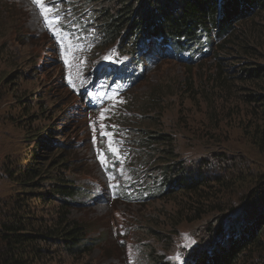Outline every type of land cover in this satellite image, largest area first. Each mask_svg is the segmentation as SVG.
<instances>
[{
    "label": "rangeland",
    "instance_id": "rangeland-1",
    "mask_svg": "<svg viewBox=\"0 0 264 264\" xmlns=\"http://www.w3.org/2000/svg\"><path fill=\"white\" fill-rule=\"evenodd\" d=\"M1 1L7 10L0 8L6 25L0 32V210L15 187L6 166L26 151L21 118L32 110L40 127L55 129L53 151L43 147L39 156L60 161L67 152L60 174L82 190L65 200L71 202V217L87 227L91 250L66 264H196L193 255L207 245L203 224L209 217L190 222L177 215V200L162 194L165 163L159 145L150 146L146 136L172 133L177 159L193 168L224 151L236 158L239 178L264 175V158L247 144L239 109L230 103L236 114L219 113L222 119L215 122L223 101L213 91L214 55L196 64L175 55L139 63L121 37L108 39L100 29L98 0H43L59 23L46 22L34 0ZM237 49L221 39L213 54L219 52L237 72L248 59ZM111 142L119 147V158L109 150ZM243 156L249 161L245 167L237 161ZM250 191L239 184L225 200L240 209ZM257 259L264 264V258Z\"/></svg>",
    "mask_w": 264,
    "mask_h": 264
},
{
    "label": "trees",
    "instance_id": "trees-1",
    "mask_svg": "<svg viewBox=\"0 0 264 264\" xmlns=\"http://www.w3.org/2000/svg\"><path fill=\"white\" fill-rule=\"evenodd\" d=\"M109 1L111 6H105L103 0L95 4L98 25L108 39L121 37L124 48L133 50L139 63L175 55L196 64L202 56L214 55L213 91L223 101L222 111L215 112V122L222 119L219 113L228 110L232 115L236 114L234 107L239 109L247 144L264 158V0ZM0 8L6 9L1 0ZM8 9L18 14L13 6ZM1 31L6 32V25L0 22ZM221 39L235 43L238 53L248 58L239 71L233 72L219 52L213 54ZM240 103L245 107L242 110ZM21 119L27 146L24 157H13L6 166L15 187L0 210V264H66L69 258L91 250L87 227L71 217V202L65 200L78 197L82 190L60 174L69 160L67 152L60 161L50 154L49 158L39 156L43 147L53 151L55 129L40 127L38 114L32 110H24ZM146 141L150 146L159 145L160 159L166 165L160 173L162 194L177 200V215L190 222L209 217L208 224H203L207 245L193 255L195 263L261 264L257 257L264 258V203L256 202L264 200L262 171L254 180L239 178L236 158L233 161L224 151L193 168L177 159L178 146L169 132L146 136ZM237 161L241 167L249 162L244 156ZM215 162L221 166L215 168ZM44 183H51L52 188ZM239 184L252 192L242 196L240 209L225 200Z\"/></svg>",
    "mask_w": 264,
    "mask_h": 264
},
{
    "label": "snow or ice",
    "instance_id": "snow-or-ice-1",
    "mask_svg": "<svg viewBox=\"0 0 264 264\" xmlns=\"http://www.w3.org/2000/svg\"><path fill=\"white\" fill-rule=\"evenodd\" d=\"M34 2L40 7L41 14L44 16L46 22L51 23L54 20L55 22L59 23V21H60L61 18L59 17L58 14L56 16H54V17H50V15H49L50 13H52L53 11H55L54 8H52V7H46L44 5V3H43V0H34ZM104 118L105 117L102 115L101 116V119H104ZM102 127H104V126H102ZM113 127H115V126L113 125ZM103 134L105 136H111V134L110 133H107V132H104ZM113 143H115V142H111L109 144V150L112 151L114 154H116L117 157L119 158V147L118 146H113ZM101 160H102V162L104 161L103 155H101ZM193 243H194V241H193ZM184 246L187 247L189 245L186 244Z\"/></svg>",
    "mask_w": 264,
    "mask_h": 264
}]
</instances>
